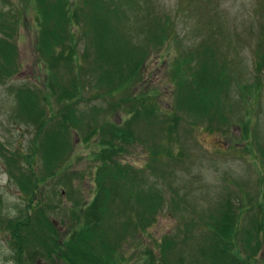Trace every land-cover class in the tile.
<instances>
[{
    "label": "rangeland",
    "instance_id": "obj_1",
    "mask_svg": "<svg viewBox=\"0 0 264 264\" xmlns=\"http://www.w3.org/2000/svg\"><path fill=\"white\" fill-rule=\"evenodd\" d=\"M149 2L140 3L139 12L144 20L141 26L147 22L142 15L147 13L146 10H152L159 20L168 22L171 33L167 32L161 47H155L142 38L141 44L148 51L147 59L140 69L142 78L131 88L126 90L120 87L108 95L93 89H88V94L83 93L80 109H101L99 119L91 125L87 124L83 130L70 128V134L64 133L69 142L57 156V164L63 159L64 165L57 177L48 182L46 191L50 197L44 196V203H49L52 208L53 205L58 206L52 214L51 209L48 210V216L64 237L68 236V229L73 226L78 228L74 225L72 213L80 220L87 221L85 226L93 229L104 222V217L108 219L116 212V216L123 214L119 217L120 223L128 218L131 225L127 233L135 234L124 235L119 223L111 227L113 234L123 239L120 250L122 264H146L147 252L151 250L154 255L158 254L157 244L164 238H170L175 244L174 253L170 255L176 259L182 258L188 264V245L180 242L184 237L183 223L194 224L195 234L203 235L202 225L209 223L206 216L214 210L216 201L226 197V193L240 197L243 189H239V186L247 185L243 191L249 192L251 198L261 199L264 195V62L259 64V70L256 68L257 56L263 58L259 43L264 44V0H152L151 8ZM11 8L8 0L0 2V9L10 12ZM30 17L31 28L20 30L18 39L19 72L0 85V141L10 151L20 150L24 153L30 152L32 143L29 144V141L33 131L26 125L17 126L18 123L13 122L14 92L11 89L18 85H34L36 81L38 85L42 80H37V77L44 78V74L39 75L34 68H39L37 61L40 65L43 63L37 59L32 28L34 19L32 15ZM218 25L221 30L215 28L214 31L217 36L224 34L223 39L218 36L217 41L207 40L210 30ZM114 26L120 34L130 35L132 44L139 40L124 23ZM99 28L102 35H109V27L102 25ZM206 45H212V50L205 51L202 57L209 66L207 72L213 75L214 65L223 62L226 70L234 74V77L227 79V82H231L229 90L223 88L227 92L226 98L229 99L230 95V99L225 111L229 123L222 130L204 124L193 125L183 111L173 112L171 109L172 93L176 87V80L172 79L176 59ZM75 47L77 51L81 49L78 34ZM105 47L108 48L107 45ZM192 67L197 66L193 63ZM41 69H44L42 65ZM180 70L179 77L190 76L186 66L181 65ZM64 72L59 70L62 76H65ZM256 77L262 80L261 89L256 90L252 100L249 98L247 103L241 102L238 85L251 84ZM94 96L99 98L95 99ZM53 107L58 110L55 103ZM89 126H93L92 130ZM121 128L124 132H120L119 137L125 134L128 141L125 143L124 139H114V145L123 148L118 160L137 169L144 168L146 181L164 194L163 204L155 212L154 221L142 233L136 232L134 226L144 207L143 201H140L143 198L136 193V198L129 200L118 196L116 200L107 187L99 184L110 175L103 167H109V155L104 154L106 159L103 160L101 156L95 157L96 152L102 148L111 153L115 146L109 136ZM151 158H162L160 162L164 168L157 162L153 164ZM149 164L159 167L155 171L167 172L169 178L165 185L163 181L155 179L147 168ZM61 178L65 179L67 185ZM259 187L263 189L262 193ZM171 197H175L177 202L175 210L170 203ZM24 205L25 199L9 182L0 157V218L18 216ZM201 217H204L202 224ZM2 228L0 226V264H14L12 245ZM194 243L189 244L190 247ZM259 256H263V253Z\"/></svg>",
    "mask_w": 264,
    "mask_h": 264
},
{
    "label": "trees",
    "instance_id": "obj_2",
    "mask_svg": "<svg viewBox=\"0 0 264 264\" xmlns=\"http://www.w3.org/2000/svg\"><path fill=\"white\" fill-rule=\"evenodd\" d=\"M146 1L20 0L19 3H13L8 0L12 6L10 12L0 9V85H4L19 70L17 41L21 36L20 30L31 28V15L34 19L35 51L44 67L41 69L38 61L39 68L33 65L39 75L44 74L42 79L37 77V80H42L38 85L36 81L32 86L22 85L11 89L17 101L12 119L33 129L29 141V144L32 143L30 152L9 151L0 141L3 170L9 182L16 186L25 199V206L18 216L0 218V226L10 236L15 264H30L38 256L52 263L53 255L59 264L122 262L120 250L123 248V239L113 234L111 227L119 223L124 235H134V232L127 233L131 225L128 218L126 222L120 223L119 217L123 214L116 216V212L108 219L104 217V222L93 229L85 226L87 221L75 215L74 225L78 228L73 232L72 227L67 237H61L46 216L45 210L51 206L44 203V196L48 182L57 177L64 165L63 159L57 164L58 154L64 151L66 142H69L64 133L70 134V128L83 130L87 124L91 125L99 119L97 107L80 109L83 93L88 94V89H93L108 95L120 87L126 90L131 88L142 78L140 69L147 59L148 51L141 44L142 38L155 47H161L167 32L171 33L168 22L159 20L152 10H146L147 13L142 15L147 18V22L141 26L144 20L140 16L139 6ZM151 3L152 0L148 4L149 8ZM123 23L139 37L136 43L132 44L131 36L120 34L114 26H122ZM102 25L109 27V35L101 34L99 26ZM215 28L221 30L219 25L210 30L207 40L211 42L224 37V34L218 37ZM76 34L81 41L79 51L75 47ZM259 44L263 58L259 59L256 54L258 70L259 64L264 62V44ZM212 45L187 52L176 59V69L172 72L176 87L172 93L171 109L173 112L183 111L193 125L204 124L222 130L229 123L225 107L230 99V95L229 99L226 98L227 92L223 88L229 90L231 82H227V79L234 77V74L226 70L223 62L214 65L213 75L207 72L209 66L202 57L205 51L212 50ZM193 63L196 68L192 67ZM181 65L187 67L189 77H179ZM59 70H65L66 77ZM261 84L260 77H256L251 84H239L240 101L247 103L249 98L251 100L256 90L261 89ZM53 103L58 105L57 111ZM115 132L109 136L113 145L116 138L120 141L127 139L125 134L119 137L124 129ZM122 150L120 145L115 146L111 153L102 148L96 152L95 157L101 156L103 160L106 159L104 154L109 155V167H103L107 168L110 175L99 184H103V188L107 187L116 200L118 196L130 200L136 198L137 194L143 198L140 201H143L144 207L134 226L136 232L142 233L146 225L154 221L155 212L163 204L164 194L146 181L144 168L137 169L118 160ZM161 159L151 158L153 164L157 162L164 168ZM147 168L155 175V179L163 181L165 185L169 178L166 171H155L159 167H152V164L147 165ZM246 187L244 185L241 188L240 185L239 189L244 190ZM260 189L262 193L263 189ZM243 190L240 191L243 192L240 197H233L228 192L224 199L214 203L215 206L212 204L214 212L206 216L209 223L205 224L203 235L190 234L193 237L191 240L188 223H183L185 230L181 242L182 245H188V264H252L259 249L263 252L260 261L264 264V195L261 199H253L249 192ZM170 203L175 210V197L170 198ZM189 225L192 226L191 223ZM116 233L119 234L118 231ZM192 243L194 245L190 247ZM174 246L170 238H164L157 244L158 254L154 255L151 250L147 252L146 264H174V260L176 264H185L182 258L176 259L170 255L174 253Z\"/></svg>",
    "mask_w": 264,
    "mask_h": 264
}]
</instances>
